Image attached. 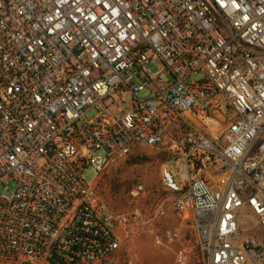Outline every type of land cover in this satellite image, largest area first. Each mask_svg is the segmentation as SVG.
<instances>
[{
  "label": "built area",
  "instance_id": "2783aa9c",
  "mask_svg": "<svg viewBox=\"0 0 264 264\" xmlns=\"http://www.w3.org/2000/svg\"><path fill=\"white\" fill-rule=\"evenodd\" d=\"M135 147L169 156L200 264H264V0H0V264H112L96 183Z\"/></svg>",
  "mask_w": 264,
  "mask_h": 264
},
{
  "label": "rangeland",
  "instance_id": "374dc122",
  "mask_svg": "<svg viewBox=\"0 0 264 264\" xmlns=\"http://www.w3.org/2000/svg\"><path fill=\"white\" fill-rule=\"evenodd\" d=\"M149 68L153 75L162 72L156 58L151 60ZM198 78L193 76L192 80ZM147 95L148 91L144 89L139 97ZM95 116L96 110L90 108L83 118L89 122ZM208 130H213V125ZM104 155L102 150H97L91 165L83 170L82 177L87 184L95 182V167L102 164ZM162 158H168L163 151L135 147L130 154L105 168L97 179V190L108 208L114 214L125 215L128 220L126 232L120 231L119 248L108 259L112 264H174L176 252L183 247L189 251L190 264L201 262L190 221L172 211L174 195L161 184L159 169L168 161ZM159 209L163 210L162 214L158 213ZM167 231L176 233L177 238L170 241L166 237Z\"/></svg>",
  "mask_w": 264,
  "mask_h": 264
},
{
  "label": "trees",
  "instance_id": "16d2710c",
  "mask_svg": "<svg viewBox=\"0 0 264 264\" xmlns=\"http://www.w3.org/2000/svg\"><path fill=\"white\" fill-rule=\"evenodd\" d=\"M169 159V156H168V158H162L161 160H163V161H165V160H168ZM128 163V162H127Z\"/></svg>",
  "mask_w": 264,
  "mask_h": 264
}]
</instances>
